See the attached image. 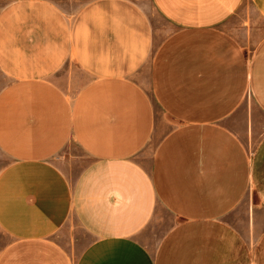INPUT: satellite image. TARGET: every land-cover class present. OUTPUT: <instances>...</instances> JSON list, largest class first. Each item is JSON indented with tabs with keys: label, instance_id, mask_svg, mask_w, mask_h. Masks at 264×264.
<instances>
[{
	"label": "crops",
	"instance_id": "0c3cea01",
	"mask_svg": "<svg viewBox=\"0 0 264 264\" xmlns=\"http://www.w3.org/2000/svg\"><path fill=\"white\" fill-rule=\"evenodd\" d=\"M244 1L151 0L176 26L156 47L131 0L0 6V264H264V131L239 112L264 116V36L223 27ZM67 65L88 76L72 95ZM70 142L91 159L73 183L52 162ZM71 214L77 256L53 239Z\"/></svg>",
	"mask_w": 264,
	"mask_h": 264
},
{
	"label": "rangeland",
	"instance_id": "374dc122",
	"mask_svg": "<svg viewBox=\"0 0 264 264\" xmlns=\"http://www.w3.org/2000/svg\"><path fill=\"white\" fill-rule=\"evenodd\" d=\"M51 1L66 14H73L88 0ZM131 1L136 3L149 15L154 30V47H156L162 39L176 30V26L165 20L155 9L151 0ZM6 2L7 0H0V6ZM233 17L234 19L224 24L223 27L241 43H246L251 51L258 43L259 39L264 36V19L257 14L249 0H245L242 3L240 10ZM242 17H250L254 21L253 33L250 34L247 39H244L240 32V28L243 26ZM87 80L88 76L81 72H76L74 67L69 65L55 77V81L64 87L71 95ZM250 109L253 113H256L258 129L264 131V116L259 113L252 98L247 96L239 112L244 114L245 111H250ZM157 116H159L158 110ZM155 143L156 136L137 159L146 160L155 147ZM90 160V157L86 155L75 142H70L52 158V162L59 167L71 183L75 181L83 166L88 164ZM10 162L11 159L0 151V171ZM151 229L152 227H149L148 231ZM157 235H159L158 232ZM53 239L63 245V247L74 256H77L82 251L83 247L90 242L91 236L79 225L75 216L71 214L61 229L53 235ZM10 241L9 236L0 229V251Z\"/></svg>",
	"mask_w": 264,
	"mask_h": 264
}]
</instances>
